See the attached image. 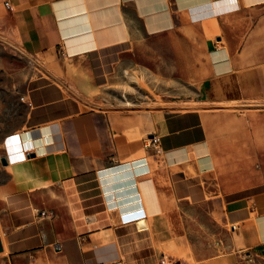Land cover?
Instances as JSON below:
<instances>
[{"label": "crops", "instance_id": "0c3cea01", "mask_svg": "<svg viewBox=\"0 0 264 264\" xmlns=\"http://www.w3.org/2000/svg\"><path fill=\"white\" fill-rule=\"evenodd\" d=\"M0 38V264H264V0H0Z\"/></svg>", "mask_w": 264, "mask_h": 264}, {"label": "rangeland", "instance_id": "374dc122", "mask_svg": "<svg viewBox=\"0 0 264 264\" xmlns=\"http://www.w3.org/2000/svg\"><path fill=\"white\" fill-rule=\"evenodd\" d=\"M30 67L31 61L20 50L0 38V155L4 153L5 138L20 126L24 117L20 96ZM5 177L0 165V183Z\"/></svg>", "mask_w": 264, "mask_h": 264}, {"label": "built area", "instance_id": "2783aa9c", "mask_svg": "<svg viewBox=\"0 0 264 264\" xmlns=\"http://www.w3.org/2000/svg\"><path fill=\"white\" fill-rule=\"evenodd\" d=\"M5 7L9 9V5L7 3H5ZM158 143H159V138L157 136H153L152 138L146 140L145 147L147 149L156 150Z\"/></svg>", "mask_w": 264, "mask_h": 264}, {"label": "water", "instance_id": "95a60500", "mask_svg": "<svg viewBox=\"0 0 264 264\" xmlns=\"http://www.w3.org/2000/svg\"><path fill=\"white\" fill-rule=\"evenodd\" d=\"M1 164H2L3 166L6 165V161H5V159H1Z\"/></svg>", "mask_w": 264, "mask_h": 264}]
</instances>
